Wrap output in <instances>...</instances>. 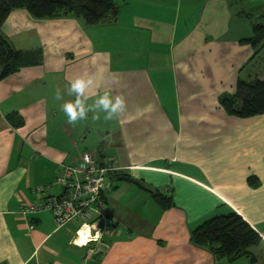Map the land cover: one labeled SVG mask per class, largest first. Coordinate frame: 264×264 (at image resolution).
<instances>
[{
  "label": "crops",
  "instance_id": "obj_1",
  "mask_svg": "<svg viewBox=\"0 0 264 264\" xmlns=\"http://www.w3.org/2000/svg\"><path fill=\"white\" fill-rule=\"evenodd\" d=\"M114 1L113 21L87 26L18 8L0 28L28 62L0 80V264H264V115L239 118L219 104L238 79H253L241 77L258 50L242 42L245 10L234 0ZM77 76L93 77L88 106L108 92L125 110L69 124L55 93L73 100ZM83 152L131 180L112 177L104 210L116 226L108 251L87 261L70 244L78 222L57 229L48 212L20 214L37 202L34 188ZM230 211L261 237L249 255L216 259L191 244L194 229Z\"/></svg>",
  "mask_w": 264,
  "mask_h": 264
},
{
  "label": "trees",
  "instance_id": "obj_2",
  "mask_svg": "<svg viewBox=\"0 0 264 264\" xmlns=\"http://www.w3.org/2000/svg\"><path fill=\"white\" fill-rule=\"evenodd\" d=\"M18 8L27 10L34 18L70 15L87 26L113 21L120 9L114 0H0V28L9 13ZM243 13L249 18V12ZM249 22L252 34L243 38L242 42L257 49L259 45H264V23L250 19ZM257 53L258 50L255 51V55ZM39 63L40 61H37L32 64ZM27 64L25 54L12 48L0 31V80ZM219 104L227 114L239 118L264 115V81L257 78L238 79L234 93L222 94L219 97ZM95 159L100 167L118 169L108 173L110 180L112 177L130 180L125 176H119L120 168L105 165L98 155ZM254 181L252 177L248 179L252 186L256 185ZM148 191L162 209L172 206L170 196L159 191ZM190 242L197 248L208 249L216 259L234 260L249 255V249L257 246L261 242V237L238 213L230 211L204 221L191 232Z\"/></svg>",
  "mask_w": 264,
  "mask_h": 264
},
{
  "label": "built area",
  "instance_id": "obj_3",
  "mask_svg": "<svg viewBox=\"0 0 264 264\" xmlns=\"http://www.w3.org/2000/svg\"><path fill=\"white\" fill-rule=\"evenodd\" d=\"M78 161L79 164H59L54 182L34 188L37 202L23 206L20 214L33 216L48 212L52 215L57 229L64 228L70 222H78L79 226L70 244L84 248V261H87L104 255L109 249V241L104 240V237L113 233L116 223L105 212L100 191L106 194L113 190L108 173L118 169L98 166L95 156L89 152L79 154ZM54 187L60 188L59 194L51 193ZM85 226L88 231L85 243H75L80 240V232Z\"/></svg>",
  "mask_w": 264,
  "mask_h": 264
},
{
  "label": "clouds",
  "instance_id": "obj_4",
  "mask_svg": "<svg viewBox=\"0 0 264 264\" xmlns=\"http://www.w3.org/2000/svg\"><path fill=\"white\" fill-rule=\"evenodd\" d=\"M94 83L93 77L89 76L85 79L83 76H77L76 78L69 81L67 87V93L70 96H74L73 100H64V96L59 89L55 93V99L57 101H63L60 105L61 110L67 116V122L75 125L78 121L85 120L88 117L89 112L97 113L93 116V119H99L98 113H104V119L106 121L113 120L123 112L126 108L125 99L121 95L112 96L108 92L100 95L94 104L88 106L87 101V90ZM87 159V157H86ZM84 230H87L85 226ZM99 233H97V237ZM75 243L82 245L85 243L84 240L75 241Z\"/></svg>",
  "mask_w": 264,
  "mask_h": 264
},
{
  "label": "rangeland",
  "instance_id": "obj_5",
  "mask_svg": "<svg viewBox=\"0 0 264 264\" xmlns=\"http://www.w3.org/2000/svg\"><path fill=\"white\" fill-rule=\"evenodd\" d=\"M235 7L238 10L244 9L245 11L249 12V18H245L246 24L248 27V34L251 35V26L249 24V19L257 22L264 23V0H234ZM244 15V13H243ZM258 54L256 55L254 63L251 66L247 67L243 72L241 77L246 79L248 74L252 75V78H257L261 81H264V45H259L258 47ZM47 186V185H45ZM59 188H57L58 190ZM56 190V192H57ZM106 205H104L105 207ZM77 227L79 226L76 225Z\"/></svg>",
  "mask_w": 264,
  "mask_h": 264
},
{
  "label": "bare ground",
  "instance_id": "obj_6",
  "mask_svg": "<svg viewBox=\"0 0 264 264\" xmlns=\"http://www.w3.org/2000/svg\"><path fill=\"white\" fill-rule=\"evenodd\" d=\"M80 234H81L80 240H85L86 237H88V231L87 230L85 231L84 228L81 230Z\"/></svg>",
  "mask_w": 264,
  "mask_h": 264
},
{
  "label": "water",
  "instance_id": "obj_7",
  "mask_svg": "<svg viewBox=\"0 0 264 264\" xmlns=\"http://www.w3.org/2000/svg\"><path fill=\"white\" fill-rule=\"evenodd\" d=\"M100 197L102 198V200L104 201V202H106L107 201V196H106V194L101 190L100 191Z\"/></svg>",
  "mask_w": 264,
  "mask_h": 264
}]
</instances>
